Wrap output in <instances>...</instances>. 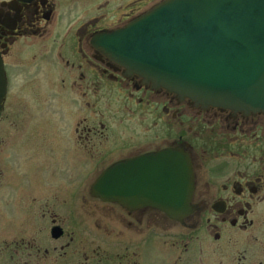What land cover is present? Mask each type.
<instances>
[{
    "label": "flooded vegetation",
    "instance_id": "obj_1",
    "mask_svg": "<svg viewBox=\"0 0 264 264\" xmlns=\"http://www.w3.org/2000/svg\"><path fill=\"white\" fill-rule=\"evenodd\" d=\"M162 1L0 0L6 263L264 264V112L153 88L100 47ZM174 151L192 186L168 212L140 185Z\"/></svg>",
    "mask_w": 264,
    "mask_h": 264
},
{
    "label": "water",
    "instance_id": "obj_2",
    "mask_svg": "<svg viewBox=\"0 0 264 264\" xmlns=\"http://www.w3.org/2000/svg\"><path fill=\"white\" fill-rule=\"evenodd\" d=\"M101 47L153 88L202 106L264 112V0H164ZM4 84L0 64V108ZM168 156L144 175L140 201L171 211L182 207L191 174L182 153ZM108 177L103 172L94 188L107 193ZM171 195L173 204L164 200Z\"/></svg>",
    "mask_w": 264,
    "mask_h": 264
},
{
    "label": "rangeland",
    "instance_id": "obj_3",
    "mask_svg": "<svg viewBox=\"0 0 264 264\" xmlns=\"http://www.w3.org/2000/svg\"><path fill=\"white\" fill-rule=\"evenodd\" d=\"M44 245L50 247L53 244L51 242H46V243H44ZM55 254H57V252ZM155 256H156V254L152 250L148 251L146 253V258L147 259H154L155 260ZM8 257H10V253L9 254H7V253L5 254V251L3 250V248L0 249V264H8V263H6V261L8 260Z\"/></svg>",
    "mask_w": 264,
    "mask_h": 264
}]
</instances>
